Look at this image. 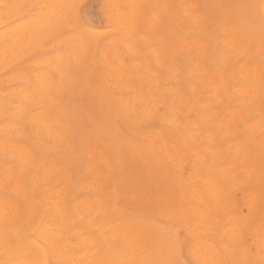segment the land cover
<instances>
[{"label": "rangeland", "instance_id": "obj_1", "mask_svg": "<svg viewBox=\"0 0 264 264\" xmlns=\"http://www.w3.org/2000/svg\"><path fill=\"white\" fill-rule=\"evenodd\" d=\"M10 32L13 37H8ZM0 33V264H33L36 259L37 264H168V236H159L156 245L150 232H130L128 226L126 230L125 222L143 225L148 220H121L125 212L123 189L103 186L76 191L58 204L62 210L69 209L70 220L65 222L56 215L58 208L41 196L46 190L34 193L26 212V184L19 153L23 151L19 148L26 142L29 125L23 112H18L20 101L12 95L21 82L15 76L8 80L15 70L6 63L15 59L26 60V80L33 88L44 90L41 85L45 84L48 91L72 92L69 108L73 110L76 105L75 110H81L79 116H85L84 135L92 126L83 109L100 118L108 140L124 150L121 157L106 159L110 176L117 180L127 166L128 189L134 190L132 206L142 203L162 223H167L159 213L167 204L164 196L180 207L186 206L191 216L193 205L200 206L195 200L197 190L185 188L182 178L198 169L193 149L205 151L210 170H218L233 182L230 195L219 199L215 207L226 237L233 240L225 249L220 247L223 261L264 264V0H1ZM174 64L185 69L183 77L188 89L196 92L203 116L212 123L236 126L233 134L222 139L227 151L214 152L207 142L192 143L182 129L171 126L165 118L170 116L167 106L152 95L172 89ZM121 68L124 73H120ZM57 77L66 80L63 87L56 86ZM121 95H144L143 104L155 113L145 129L154 131L140 136L120 119L116 109L121 105ZM191 118L192 113L187 119ZM158 131L174 138L177 147L186 150L187 159L180 158L179 149L158 138ZM43 138L33 132L27 137L37 155H67L63 144L64 156L60 146L52 149L53 141ZM39 142L43 148L37 147ZM172 152L176 154L170 158L168 153ZM158 156L161 178L151 171ZM139 176L154 188L155 195L139 193ZM163 178L168 182L166 187L159 182ZM84 193L104 196L93 203ZM47 214L50 220L46 222ZM171 223L179 242L178 264H200L185 246L189 236L183 222L172 218ZM40 225L48 226L51 236L37 234ZM157 248L163 251L160 257Z\"/></svg>", "mask_w": 264, "mask_h": 264}, {"label": "bare ground", "instance_id": "obj_2", "mask_svg": "<svg viewBox=\"0 0 264 264\" xmlns=\"http://www.w3.org/2000/svg\"><path fill=\"white\" fill-rule=\"evenodd\" d=\"M54 6H55V4H54ZM178 17H180V16H178ZM174 20H175V18H174ZM177 23L178 22H176V24ZM221 29H225V28H221ZM1 34H3V33H0V35ZM11 34H12V32H10L8 37L11 36ZM11 37H13V36H11ZM219 38L223 39V37L222 38L219 37ZM229 38H231V37H229ZM234 38H236V37H234ZM237 39H239V38H237ZM250 39H251L250 36L246 37L247 41ZM196 40L200 44V41L198 39H196ZM196 40L194 41L195 44H196ZM225 42H226V40H224L223 43L226 44ZM227 42H229V41H227ZM230 43L232 44V42H230ZM129 46H128V48H129ZM185 46H187V44H185ZM193 46H194V48L196 47V49L198 47L197 45L196 46L193 45ZM232 46H234V45H232ZM234 48H235V46H234ZM196 53H197V51H196ZM59 58H57V59H59ZM185 58H186V56H184L182 58L183 61ZM15 60L13 62H9V63L6 62L7 64H11V66H13V71L15 70V74L10 73L11 77L8 78V80L9 81L11 79L13 80L14 78H12V77L15 76L21 82L20 88L17 91L14 88V90L16 92L13 91L14 94H12V95L13 96L15 95V97L20 101L21 104L19 105V103H18V106H20L18 109V112L20 114L23 112L24 118L26 120L25 124H26V126L29 125V129L25 131L26 132V142L24 143L23 146L20 145V148H19L20 151H21V148L23 151V154H22V152H19V153L21 154V156H20V158L22 160L21 161L22 162V168L21 169H22V172L24 174V182L26 184V212L28 211L27 210L28 204L30 203L34 193L38 190H46L45 193H41V196L45 199V201L47 199V202L56 206V207L52 206L53 208L59 209V210L57 209V212H55V213H56V215L59 216V218L61 217L62 221L65 222L67 220H70L68 217L69 209L62 210V206H59V205L61 203H63L67 197L74 196V193L76 191H78L82 188H86V187H88L90 189L91 188L97 189V188H101L103 186H105L106 188L107 187L108 188L117 187V188L124 190L123 203H124V207H125V212H124V214L121 215V220H123V222H125L124 221L125 219L137 221L136 219L135 220L133 219L136 217L146 218L148 220L147 224H143V225L138 223V222H133L132 224H130L129 222H125L126 223V226H125L126 230L129 227L130 232H134V231L138 232L140 230H143V232H146V233L150 232L151 236L154 238L153 240L156 241V245H158L157 238L159 236H168L169 241H168V248L166 250V257L168 259V264H178V260H179V255H178L179 242L176 238L175 230H174L172 223H171L172 218H175L177 220H180V222L181 221L183 222V225L185 227L183 229H185V231L187 232L186 234H188V236H189L188 242L185 243V246H186L187 250L191 253V255L200 264H225V261H223V259H222L223 258V254H222L223 252H220V249H221L220 247H224V249H225V246H228V244H231V242H233V240H229L226 237L225 230H224V227L222 225L223 224L222 218L220 216H218V214H216L215 207L218 204L219 199L225 198L226 196L230 195L229 192L233 188V182L232 183L228 182L226 180V178L218 170H216V169L210 170V168L208 167V164H207V153L205 151L200 150L199 148L193 149V154H194L193 162L195 163L196 168H198V169L192 170L188 177L182 178L183 179L182 184L185 188L194 189L195 191L197 190L198 193L195 196V200L200 202V206L199 205L196 206V205H193L191 203L193 205V208H194V209L192 208L193 209V213H192L193 215L191 216V214L188 213L186 206L180 207L177 204L172 203L171 199L169 197L164 196L163 198L166 200L167 204L165 207H163L162 209L159 210V213L165 219H167V223H162L157 218H155V216L152 212L147 211L146 207H144V205L142 203H139L138 205H136V207L132 206V202L130 200V197H132V194H134V190H131L130 188L128 189V182H127L128 177L126 175H127L129 168L127 166H125V168H124L125 173L123 174V176L118 178L117 180H115L114 178H112L110 176L111 174H110V170L108 168V164H107L106 159L109 157H114L116 155L121 157L124 153V150L123 149L118 150L119 149L118 146L115 143L113 144L110 140H108V134L105 133V130L100 123L101 122L100 118L98 119L91 110L83 109L84 114L86 115V117L89 118L90 124L92 126V128L90 130L87 129L84 132L85 133V135H84L83 132H81V131L84 129L82 120H83V117H85V116L84 115L79 116V112L81 113V110H79V112H77L78 109H77L76 105H75V107H76L75 108L71 104V106L74 107L73 110L71 107H70L71 109L69 108L70 96L72 95V92L70 90H65V89H58L55 92L50 91V90L49 91L45 90L46 88L43 87V86H45V84L41 83L42 81H40V83L43 84V85H41L42 86L41 89L43 88L44 90L38 89L39 87L33 88L34 85L32 86L26 80V76H27V74H26V60H24L22 62H20L19 60H16V61ZM47 61L48 60L46 59V62ZM52 61H53V59H52ZM58 62H60V64L63 63L61 60H59ZM50 63H51V60H50ZM176 63H178V62H176ZM56 65H58V63ZM60 66L58 65V67H60ZM175 66L176 65L174 64V75L172 78L175 80V82H174V85L172 86V89L169 90L166 94L155 93L152 95L153 98H155L157 101H161L164 105L167 106V109H168V112L170 113V116L168 115L165 118L167 119V121L170 123L171 126H173L175 128L182 129L183 133L185 134L186 139L191 141L192 143H196L197 141L207 142L210 146H212L214 152L219 153L220 151H223V150L227 151L228 147L222 141V139L224 136H228L230 134H233L236 130V126L233 124H229V125L225 124L224 125V124H220V123H216V122L212 123V122L208 121L203 116L200 105L197 102L198 99L196 100V98H197L196 92L190 91L188 89V84L186 82V79H185V77H183V75L185 74V69L184 70L178 69ZM122 68L120 70V73L122 71ZM243 68H245V67H243ZM113 69H115V68H113ZM48 70H49V68H48ZM45 71H47V70L45 69L44 73H45ZM50 71H51V69H50ZM34 72L37 74L39 72V70H38V72L37 71H34ZM122 72L124 73V71H122ZM39 73H41V71ZM42 73H43V71H42ZM58 74H59V69H58ZM41 75H43V74H40L39 76H41ZM46 76H47V74H46ZM52 78H53V76H52ZM17 80H16V82H17ZM29 81H31V80H29ZM49 81H50V79H49ZM55 81H56V86H59V87H63L65 82H66V80L63 77H57L55 79ZM37 82H38V80H37ZM51 84H52V80H51ZM46 85L48 86V82ZM49 85H50V82H49ZM26 86H28L29 88H27ZM36 86H37V84H36ZM190 86H192V85H190ZM48 87L50 88V86H48ZM51 90H52V88H51ZM143 103H144V95H143V97H140L137 95H128V96L121 95V105L119 108L116 109V113L118 114L120 119L123 122H125L126 124H128L129 126H131L135 131H138L139 133H141L140 136H142V134L145 132L150 133V132L154 131V129H145L148 122L151 121L152 118L154 117V114H155L154 110L149 105L143 104ZM18 106H16V107L18 108ZM33 108H36L37 110L34 111ZM158 108H160V107H158ZM191 113L193 114V118L187 119V117H189V115ZM21 118H23V117H21ZM224 123H226V122H224ZM30 132H33L34 134L40 133L46 140L51 139L53 141L52 142L53 145H51L52 149L56 146H57V148H59V146L61 144H63V147H64L63 150L66 152L67 155L64 156L65 152L62 151L61 146H60V148H61L60 151H62L61 154H63L64 157H56L55 155L50 153L51 151L49 153L52 155H49V156L37 155V153L35 151H33L31 146L27 143V137H28ZM132 134H134V132H132ZM137 134H136V136H138ZM157 135H158V138L162 139V141L165 144H170L173 147L179 149V146L177 147L176 140L174 138L168 136V134L166 132H159L158 131ZM145 138H146V136H145ZM244 141H246V140H244ZM41 143H43V141ZM38 144H40V142L37 143V145ZM40 146L42 147L41 144L37 147H40ZM33 148H35V147H33ZM47 149L45 148V151ZM38 150H40V149H38ZM48 150H50V149H48ZM179 150L180 151H179L178 155L180 156V158L186 160L187 159L186 150L182 149V148H180ZM47 153H45V154H47ZM175 154H176L175 152L168 153V156L171 158ZM155 158H156L155 162L151 166V171L153 173L156 172L157 178H161L162 175L157 171V167L159 166V162H160L161 157L158 156ZM212 159H213V157H212ZM228 163H230V161ZM222 164H224V163H222ZM232 164H234V163L232 162ZM224 167H226V166H224ZM141 172H142V169H141ZM245 175H247V174L245 173ZM143 179L144 178L142 176H139L138 180L136 181V185L139 188V193L140 194L143 193L146 196H148L147 194L155 195L156 191L154 190V188H151L148 184H146V182H144ZM159 182H161L162 185L165 187L168 185V182L164 178L161 179ZM166 182H167V184H165ZM235 187H237V186L235 185ZM49 190H52V191L54 190V191L48 192ZM209 194L215 195V196L211 198ZM84 195H86V198H88L89 202H93V203H96L98 198H101L102 196H104V195L98 196V195L85 194V193H84ZM247 195H249V194H247ZM75 201H77V199ZM183 201L187 202L185 200V198H183ZM247 205H248V203H247ZM225 207H223V208H225ZM99 208H100V205H99ZM102 209H105V208H102ZM227 210H228V208H227ZM87 212H85V213H87ZM48 217H50L49 214H47L45 216L46 222L48 220H50V219H47ZM92 217H94V216H92ZM127 223H129V225ZM226 223H228V222H226ZM47 227L48 226H46V225L45 226L40 225L38 227L37 234L39 233V235L41 234V236L45 235L47 233L49 234L50 230H48ZM60 227L63 228L64 226H60ZM67 227H69V226H67ZM67 227H65V228L67 229ZM226 227H229V226H226ZM122 228L125 229L123 226H122ZM129 230H128V232H129ZM229 230H230V228H229ZM143 232H141V233H143ZM234 233H236V232H234ZM41 236H39V237H41ZM48 236H51V235H48ZM42 237H45V236H42ZM50 238L51 237H49V239ZM49 239L47 240V242L50 241ZM51 245H53V243ZM26 247H27V245H26ZM26 250H28V249H26ZM162 252H163L162 250L159 252L158 248H157V255L159 257L162 255ZM33 260H35V259L33 258ZM33 262H35L37 264V259H36V261H33ZM26 263H28V262H26ZM35 263H33V264H35Z\"/></svg>", "mask_w": 264, "mask_h": 264}]
</instances>
